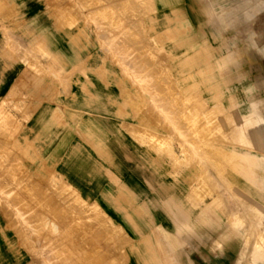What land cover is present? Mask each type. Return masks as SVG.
I'll return each mask as SVG.
<instances>
[{"label": "rangeland", "instance_id": "rangeland-1", "mask_svg": "<svg viewBox=\"0 0 264 264\" xmlns=\"http://www.w3.org/2000/svg\"><path fill=\"white\" fill-rule=\"evenodd\" d=\"M0 105V264H241L255 242L264 252V151L238 129L264 116V0H0ZM62 142L65 170L51 156ZM136 159L145 192L165 195L149 214L161 210L166 229L146 245L170 249L130 248V191L113 177Z\"/></svg>", "mask_w": 264, "mask_h": 264}, {"label": "crops", "instance_id": "crops-1", "mask_svg": "<svg viewBox=\"0 0 264 264\" xmlns=\"http://www.w3.org/2000/svg\"><path fill=\"white\" fill-rule=\"evenodd\" d=\"M119 139V138H118ZM121 144L123 146V142L121 139L117 140V144H115L117 147V151L121 153V151L118 148V145ZM58 145H56V148L52 149L51 151V156H53L54 160L59 161L61 163V169L65 170L66 166L64 165L66 163L65 159V154L68 153V149L65 150L64 148L68 145H70L68 142H62L61 143V149L58 150ZM76 145L79 147H87L89 146L86 143H81L78 142ZM106 154V152L104 151ZM68 155V154H67ZM98 162V159L96 160ZM143 161L136 159L135 162H133L130 165L125 166V171H118L113 179L117 181L118 185L124 183L126 188L130 191L128 193L126 202L130 201V205L127 207V215H126V221L123 224L125 225L126 228V233L128 234V238L132 242V246L130 248H135L137 250H142V249H158L161 248L151 240L149 241L148 245H146V241H148L149 238L152 234V227H161L163 230L166 228V224L164 222L160 221V214H162L161 210H157L156 212H152V214H149V206L150 202H156L157 204H160L162 207L164 206L165 202V195H164V189L157 187L156 193L152 194V198H150V195L145 192L146 187L148 186V181H147V176L145 172L143 171ZM73 181H71L72 184L76 185V187H83L85 185L84 181L80 178V176L77 174L76 176H70ZM81 191V190H80ZM128 204V203H127ZM117 207V206H116ZM116 207L114 208L115 211L112 210V208L109 209L108 215L109 217L117 221L118 216H117V209ZM164 212V211H163ZM152 218V221L149 220ZM179 222L180 225L186 230L189 228V223L186 222L185 216L180 215L179 217ZM128 227H131L129 229ZM149 228V229H148ZM134 235H137V239L134 238ZM159 234H157L158 236ZM149 236V237H148ZM160 236H162V233H160ZM170 244V243H169ZM166 243L160 244L162 245L161 249H170V245ZM200 249H202L205 244L204 243H199ZM206 246V245H205ZM187 256V254H185ZM224 261H221L223 264ZM171 264L170 261L166 262V264Z\"/></svg>", "mask_w": 264, "mask_h": 264}, {"label": "bare ground", "instance_id": "bare-ground-1", "mask_svg": "<svg viewBox=\"0 0 264 264\" xmlns=\"http://www.w3.org/2000/svg\"><path fill=\"white\" fill-rule=\"evenodd\" d=\"M167 36V35H166ZM160 64V63H159ZM159 67V66H158ZM157 67V68H158ZM164 67V66H163ZM207 67V66H206ZM163 69V68H162ZM214 69V68H213ZM164 71V70H163ZM165 75V74H164ZM163 75V76H164ZM223 75V74H222ZM224 77V76H223ZM166 83V85H167V82H165ZM157 84H159V83H157ZM156 84V85H157ZM164 84V83H163ZM163 84H160V85H163ZM165 85V84H164ZM169 85V84H168ZM173 85V84H172ZM158 87V86H157ZM163 88H165V87H163ZM163 88H162V90H163ZM172 88V87H171ZM170 88V89H171ZM158 89H160V87L158 88ZM166 90L167 89H169V88H165ZM162 90H161V92H162ZM171 90H173V89H171ZM168 92H170V91H168ZM171 93H172V91H171ZM173 93H175V92H173ZM172 93V94H173ZM164 94H165V91H164ZM167 94V93H166ZM165 94V95H166ZM168 95V94H167ZM166 95V99L168 100L169 98H167V97H169V96H167ZM170 95V94H169ZM175 95V94H174ZM160 97V96H159ZM165 97V96H164ZM192 97V96H191ZM181 98V97H180ZM173 99H174V96H173ZM177 99V98H176ZM182 99V98H181ZM192 99H193V97H192ZM162 100L164 101V98L162 97ZM170 100H171V95H170ZM175 100V99H174ZM173 100V101H174ZM180 100V99H179ZM177 101V100H176ZM171 102V101H170ZM170 102L168 103H166V104H170ZM165 103V102H164ZM173 103V102H172ZM180 103H181V101H180ZM194 103V102H193ZM1 106V105H0ZM137 106V105H136ZM176 106V105H175ZM195 106V105H194ZM255 106V105H254ZM193 107V106H192ZM257 107V106H256ZM178 108V107H177ZM180 109H181V105H180ZM196 109V108H195ZM260 109H261V106H260ZM259 109V110H260ZM263 110V109H262ZM124 111V110H123ZM167 111V110H166ZM201 111V110H200ZM134 113V112H133ZM171 113V112H170ZM178 115H179V113L178 112H176ZM175 113V114H176ZM194 113V112H193ZM188 114V113H187ZM264 114V113H263ZM2 115V114H1ZM136 115H137V113H136ZM191 116V115H190ZM194 116V115H193ZM175 116H173V118H174ZM188 117V116H187ZM248 117V116H247ZM3 118V117H2ZM144 118V117H143ZM149 118V117H148ZM194 118V117H193ZM229 118V117H228ZM5 119V118H4ZM161 119V118H160ZM178 119H179V117H178ZM231 119V118H230ZM245 119V118H244ZM162 120V119H161ZM175 120V119H174ZM224 120H226V118L224 119ZM232 120V119H231ZM198 121V120H197ZM4 122V121H3ZM142 122V121H141ZM178 122V121H177ZM181 122V121H180ZM227 122H228V120H227ZM231 122V121H230ZM216 123V122H215ZM243 123V122H242ZM143 124V123H142ZM183 124V123H182ZM248 124V125H247ZM1 125H2V122H1ZM216 125V124H215ZM248 126V129H245L244 128V126ZM169 126V125H168ZM232 126V125H231ZM189 127V126H188ZM214 127V126H213ZM212 127V128H213ZM220 127H221V125H220ZM8 128V127H7ZM162 128V127H161ZM175 128V127H174ZM174 128H173V130H174ZM247 128V127H246ZM14 129V128H13ZM12 129V130H13ZM130 129V128H129ZM133 129V128H132ZM132 129H130V130H132ZM214 129V128H213ZM238 129H239V131H240V134L242 135V136H246L247 134H248V131H250L251 132V134L254 136V139H255V141H256V144L258 145V147H259V149L260 150H262V151H264V116L262 115V114H260V113H255L254 115L252 114V115H250V118L249 119H247V121H245V123H243V125H241V126H239L238 125ZM191 130H192V128H191ZM134 131V130H133ZM201 131V130H200ZM219 132H220V130H218ZM5 132H7V131H5ZM148 132V131H147ZM175 132H177V130H175ZM179 132V131H178ZM210 132V131H209ZM214 132V131H213ZM223 132V131H222ZM6 134V133H5ZM144 134V133H143ZM148 134V133H147ZM146 134V135H147ZM149 134H151V133H149ZM209 134V133H208ZM8 135V134H7ZM156 135V134H155ZM183 135V134H182ZM204 135V134H203ZM5 136V135H4ZM3 136V137H4ZM186 136V135H185ZM225 136H227V135H225ZM8 137H9V135H8ZM177 137H179V136H177ZM196 137V136H195ZM216 138V137H215ZM5 140H6V138H4ZM156 139V138H155ZM179 139V138H178ZM207 139V138H206ZM217 139V138H216ZM2 140V139H1ZM196 140V139H195ZM194 140V141H195ZM215 140V139H214ZM4 142V141H3ZM187 142V141H186ZM201 142V141H200ZM218 142V141H217ZM228 142V141H227ZM198 143V142H197ZM202 143V142H201ZM200 143V144H201ZM222 143V142H221ZM189 144V143H188ZM230 144V143H229ZM244 145V144H243ZM197 146V145H196ZM232 146V145H231ZM198 147V146H197ZM202 147V146H201ZM243 147V146H242ZM194 148V147H193ZM245 148V147H244ZM20 149V148H19ZM196 149V148H195ZM220 150V149H219ZM18 151V150H17ZM7 152V151H6ZM202 152V151H201ZM8 153V152H7ZM218 154H219V152H217ZM16 154H18V152L16 153ZM208 154V153H207ZM210 154H212V153H210ZM214 154H215V152H214ZM209 155V154H208ZM204 156V155H203ZM211 156V155H210ZM226 157H227V154L225 155ZM224 156V158H226ZM187 157H189V156H187ZM208 158V157H207ZM213 158V157H212ZM215 158V157H214ZM219 158H223V157H219ZM230 158V157H229ZM218 158L216 157L215 158V161L217 160ZM202 160V159H201ZM210 160V159H209ZM220 160V159H219ZM226 160V159H225ZM15 161H17V160H15ZM156 161V160H155ZM207 161V160H206ZM229 162V159L228 160H226V162ZM14 162V161H13ZM220 162V161H219ZM224 162V161H223ZM231 162V161H230ZM22 163V162H21ZM207 163H208V161H207ZM213 163V162H212ZM14 164V163H13ZM19 165V164H18ZM208 165H210L209 163H208ZM228 165V164H227ZM15 166V165H14ZM17 166V165H16ZM20 166V165H19ZM2 167V166H1ZM13 167V166H12ZM199 167V166H198ZM16 168V167H15ZM18 168V167H17ZM22 168V167H21ZM204 168V167H203ZM3 169H4V167H3ZM14 169V168H13ZM23 169V168H22ZM213 169V168H212ZM233 169V168H232ZM202 170V169H201ZM20 170L18 169V172H19ZM3 172V171H2ZM15 172H17V171H15ZM202 172H204V171H202ZM5 174V173H4ZM21 174V173H20ZM0 175H2V173L0 174ZM218 175V174H217ZM5 176V175H4ZM3 176V177H4ZM206 176V175H205ZM18 177V176H17ZM49 177V176H48ZM218 177V176H217ZM24 178V177H23ZM203 178V177H202ZM10 181V180H9ZM47 181V180H46ZM8 182V181H7ZM207 182V181H206ZM41 183V182H40ZM49 183V182H48ZM51 183V182H50ZM259 183V182H258ZM212 184V183H211ZM210 184V185H211ZM16 185V184H15ZM34 185H37V184H34ZM40 185V184H39ZM261 185L263 186V188H264V181H262V183H261ZM19 186V185H18ZM207 186H208V184H207ZM229 186V185H228ZM36 187V186H35ZM209 187V186H208ZM227 187V186H226ZM37 188V187H36ZM18 189V188H17ZM20 189H22V188H20ZM211 189V188H210ZM209 189V190H210ZM25 190V189H24ZM36 190H38V189H36ZM206 190V189H205ZM214 190V189H213ZM20 191H22V190H20ZM29 191V190H28ZM39 191V190H38ZM202 191V190H201ZM207 191V190H206ZM56 192V191H55ZM39 193V192H38ZM207 193V192H206ZM222 193V192H221ZM224 193V192H223ZM255 193L257 194V195H260L261 196V194L259 193V191H255ZM199 194V193H198ZM202 194V193H201ZM205 194V193H204ZM25 195V194H24ZM38 195V194H37ZM58 195V194H57ZM224 195H226V194H224ZM223 195V196H224ZM202 196V195H201ZM218 196V195H217ZM263 197H264V195H262ZM14 197H15V195H14ZM203 197V196H202ZM226 197H227V195H226ZM225 197V198H226ZM28 198V197H27ZM55 198V197H54ZM221 198V197H220ZM224 198V200H226ZM255 198V197H254ZM16 199V198H15ZM216 199H218V197L216 198ZM215 199V200H216ZM222 199H223V197H222ZM228 199V198H227ZM230 199V198H229ZM17 200V199H16ZM33 200V199H32ZM38 200V199H37ZM36 200V201H37ZM45 200V199H44ZM71 200V199H70ZM214 200V201H215ZM18 201V200H17ZM30 201H31V199H30ZM228 200H226V201H224V203L225 202H227ZM19 202H21V201H19ZM230 202V201H229ZM260 202V201H259ZM223 203V205L225 206L226 204H224ZM232 201H231V206H232ZM30 204V203H29ZM35 204V203H34ZM69 204V203H68ZM74 204V203H73ZM229 204V203H228ZM234 204V203H233ZM236 204V203H235ZM240 204H241V202H240ZM20 205V204H19ZM23 205V204H22ZM95 205V204H94ZM259 205H261V204H259ZM62 206V205H61ZM92 206V205H91ZM208 206V205H207ZM209 206H210V204H209ZM235 206V205H234ZM233 206V207H234ZM223 207V206H222ZM222 207H220V209H222ZM237 207V206H236ZM62 208V207H61ZM216 208V207H215ZM252 208V207H251ZM254 208V207H253ZM204 209H205V207H204ZM210 209V208H209ZM220 209H218V210H220ZM227 209V208H226ZM232 209V208H231ZM87 210V209H86ZM232 210H235V208H233ZM255 210V209H254ZM258 210V209H257ZM68 211V210H67ZM206 211V210H205ZM225 211V210H224ZM259 211V210H258ZM24 211H22V214H24L23 213ZM61 212V211H60ZM69 212V211H68ZM211 212V211H210ZM209 212V213H210ZM213 212V211H212ZM221 212V211H220ZM219 212V213H220ZM227 212H228V209H227ZM230 213L228 214V215H230V214H234L235 212H236V215H237V212H238V207H237V211H234L233 213H231V211H229ZM84 213V212H83ZM87 213V212H86ZM240 213H241V211H240ZM14 214H15V212H14ZM36 214V213H35ZM31 215V214H30ZM91 215V214H90ZM89 215V216H90ZM94 215V214H93ZM213 215V214H212ZM223 215V214H222ZM240 215V214H239ZM262 215L264 216V212H262ZM37 216V215H36ZM92 216V215H91ZM227 216V215H226ZM241 216V215H240ZM27 217H28V215H27ZM71 217V216H70ZM84 217H86V216H84ZM201 217V216H200ZM225 217V216H224ZM230 217V216H229ZM228 217V221L230 222V221H233V220H231L230 218ZM233 217V216H232ZM238 217V216H237ZM33 218V217H32ZM40 218V217H39ZM72 218V217H71ZM70 218V219H71ZM87 218V217H86ZM94 218L96 219L97 217H95L94 216ZM213 218H214V216H213ZM212 218V219H213ZM215 218H216V216H215ZM234 218V217H233ZM89 219V218H88ZM199 219V218H198ZM230 219V220H229ZM235 219V218H234ZM241 219V218H240ZM260 219V218H259ZM243 220H245V219H243ZM97 221H100V220H97ZM72 222V221H71ZM77 222V221H76ZM95 222H96V220H95ZM229 222H227V224H228V226H229ZM16 223V222H15ZM22 223V222H21ZM32 223V222H31ZM107 223V222H106ZM38 224V223H37ZM109 224V223H108ZM231 224V223H230ZM246 224V223H245ZM244 224V225H245ZM256 224V223H255ZM263 226H264V221L261 223ZM110 225V224H109ZM227 226V225H226ZM250 226H251V224H250ZM259 226V225H258ZM111 227V226H110ZM232 227V226H231ZM99 228V227H98ZM254 228H255V226H254ZM22 229V228H21ZM37 229V228H36ZM112 229V228H111ZM226 229H227V227H226ZM231 229V228H230ZM230 229H228L229 231H230ZM253 229V228H252ZM23 230V229H22ZM108 230V229H107ZM250 230V229H249ZM254 230V229H253ZM50 232V231H49ZM235 232V231H234ZM51 233V232H50ZM111 233H112V231H111ZM110 233V234H111ZM226 233V232H225ZM231 233H233V232H231ZM246 233V232H245ZM248 233V232H247ZM42 234V233H41ZM40 234V235H41ZM104 234L105 233H103V236H104ZM229 234V233H228ZM252 234L253 233H251L249 236L250 237H252ZM39 235V236H40ZM226 235H227V233H226ZM107 236V235H106ZM211 236V235H210ZM225 236V235H224ZM228 236V235H227ZM248 236V237H249ZM42 237V236H41ZM228 237H231L230 235L228 236ZM263 237V236H262ZM45 238V237H44ZM105 238H107V237H105ZM198 238V237H197ZM196 238V239H197ZM245 238H247V235L245 236ZM253 238V237H252ZM251 238V239H252ZM260 237H258V239H259ZM224 239V238H223ZM222 239V240H223ZM244 239V238H243ZM249 240V241H252V240ZM179 240V239H178ZM198 240H199V238H198ZM216 240V239H215ZM217 240H219V239H217ZM261 239H259V240H257V243H258V241H259V243H258V245L260 244V242L261 241H263L264 242V238H262V240L260 241ZM94 241V240H93ZM108 241V240H107ZM221 241V240H220ZM224 241H225V239H224ZM246 241V240H245ZM256 241V240H255ZM198 242V241H197ZM223 242V241H222ZM221 242V243H222ZM213 243V245L215 246L216 245V242H212ZM250 243H252V242H250ZM94 244V243H93ZM184 244V243H183ZM244 244V243H243ZM261 244H263V243H261ZM212 245V244H211ZM255 245H256V242H255ZM255 245H254V247H252V248H255ZM213 246V247H214ZM223 246V245H222ZM252 246V245H251ZM250 246V247H251ZM262 246V245H261ZM219 247V246H218ZM249 247V246H248ZM249 247V248H250ZM263 247V246H262ZM252 248L250 249L251 251H252ZM249 250V249H248ZM251 251H250V254L252 255L251 256V258H240L239 259V261L241 262V264H252V263H254L255 264V262L257 261V262H260L261 264H264V252L263 251H261V248H260V246L259 247H257V245H256V248H255V250H253V252L251 253ZM161 252V251H160ZM248 251H246V253H247ZM248 254V253H247ZM246 254V255H247ZM249 256V255H248ZM248 256H246V257H248ZM164 257V256H163ZM250 257V256H249Z\"/></svg>", "mask_w": 264, "mask_h": 264}]
</instances>
